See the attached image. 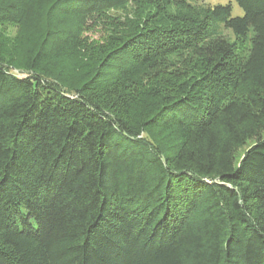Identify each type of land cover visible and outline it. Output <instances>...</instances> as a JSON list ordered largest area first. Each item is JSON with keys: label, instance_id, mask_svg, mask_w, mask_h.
Returning a JSON list of instances; mask_svg holds the SVG:
<instances>
[{"label": "trees", "instance_id": "1", "mask_svg": "<svg viewBox=\"0 0 264 264\" xmlns=\"http://www.w3.org/2000/svg\"><path fill=\"white\" fill-rule=\"evenodd\" d=\"M39 1L0 0V264H264V0L98 39L128 0Z\"/></svg>", "mask_w": 264, "mask_h": 264}, {"label": "rangeland", "instance_id": "2", "mask_svg": "<svg viewBox=\"0 0 264 264\" xmlns=\"http://www.w3.org/2000/svg\"><path fill=\"white\" fill-rule=\"evenodd\" d=\"M49 3L50 0H42L36 4L41 21L45 24L50 19L46 16ZM228 3L231 4L232 16L243 14L242 8L235 0H128L121 8L110 9L106 13L88 17L84 35L92 39H98L103 36L105 30L130 31L136 24L139 26L152 14H155L159 23L173 24L181 21L184 15L191 16L202 5ZM51 21L52 24H56L54 23L55 20L51 19ZM212 27L213 23L210 24L209 28L212 29ZM219 30L223 31L231 41L235 40L231 31L222 28H219ZM17 33L18 28L15 24L0 22V57L6 61L11 56ZM238 47L240 55H243L245 47L241 45H238ZM243 150L244 148L240 152Z\"/></svg>", "mask_w": 264, "mask_h": 264}]
</instances>
